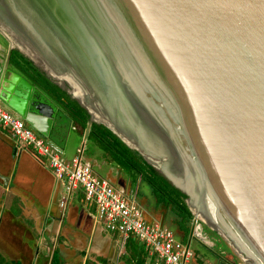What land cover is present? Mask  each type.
<instances>
[{"label": "water", "instance_id": "water-1", "mask_svg": "<svg viewBox=\"0 0 264 264\" xmlns=\"http://www.w3.org/2000/svg\"><path fill=\"white\" fill-rule=\"evenodd\" d=\"M0 31L186 198L187 249L204 222L264 264V0H0ZM12 65L0 101L45 136L63 103Z\"/></svg>", "mask_w": 264, "mask_h": 264}, {"label": "crops", "instance_id": "crops-1", "mask_svg": "<svg viewBox=\"0 0 264 264\" xmlns=\"http://www.w3.org/2000/svg\"><path fill=\"white\" fill-rule=\"evenodd\" d=\"M1 55L3 56L0 57V81H3L11 70L20 73L10 64L9 54L6 50H3ZM20 75L24 77L23 74ZM25 79L31 84L32 92L36 93L41 99H45V95L29 79ZM30 99H32V96H30ZM72 99L74 98L72 97ZM61 101L62 105L55 103L56 107L54 108L53 116L49 119V132L44 136L45 139L58 149L66 160H71L79 152L78 150L81 149L83 158L91 163L94 173L109 179L116 187L125 188L128 196L139 202L144 209L143 203L139 200V197L142 196L148 202V207L152 211L156 210L157 213L161 214L159 217L157 214L156 216L153 214L152 220L161 222L162 210L157 204V197L149 183L142 178V175L136 169L131 168L122 158H119L116 153L119 151L117 147V150H115L108 146L99 137L98 133L92 131V123L88 125V123L77 122V119L72 115L63 100ZM1 102L9 109L4 101L1 100ZM9 110L17 114L14 110ZM96 130L103 133L100 128ZM106 138L114 142L113 137L108 136ZM86 142H88L87 146ZM28 148L30 147L18 141L8 129L0 124V194L11 193L8 201L1 200V202H4V204L8 202L7 204L10 206L11 214L14 217H20L23 222L27 219L28 221L24 223L32 224L31 228H35L39 234L40 228L38 225L41 223L42 229L45 231L44 234L48 235L50 234L49 230H54L52 223L60 215V234H65L62 240L67 249H71L76 253L77 264H154V257L145 251L142 243L137 238L131 236L123 243L120 234L107 229L102 223L95 222L93 217L96 212L94 206L84 200L82 191L77 193V196L76 193L66 196V201L62 205L61 200L67 194L63 184L55 179L47 167L46 159L44 161L40 160V155L37 153L33 154L28 151ZM32 151L34 152L33 149ZM21 158V164L23 165L16 162L17 167L19 165L20 167L17 171L12 172V161ZM11 200L13 203H11ZM39 201H53L56 205L53 214L47 213L43 217L42 214L38 213L34 203ZM66 217L70 225L63 232L62 226ZM35 219L37 221L36 225L34 224ZM50 219L52 223L45 228L44 222L50 221ZM74 222H76L75 225L77 226L75 230L70 227ZM163 224L173 229L178 238L183 240L184 234L177 231L174 222L173 224ZM207 228L211 231L212 240L204 241L206 246L202 248L193 244L191 246L193 254L187 263L218 264V261L222 259L227 264H241L239 261H231L229 259L228 262L225 259V255H231L233 252L231 245L216 230L208 225ZM60 234L58 233V235ZM23 240L20 250H24L25 247L23 245L25 241ZM183 241L186 242V240ZM30 252H33V250L28 249L27 253ZM55 252L58 253V264H61V256L58 249L54 246L50 252L47 264H51ZM218 256L221 257L219 258ZM19 259L21 260V258ZM12 261L20 264L18 259Z\"/></svg>", "mask_w": 264, "mask_h": 264}, {"label": "built area", "instance_id": "built-area-1", "mask_svg": "<svg viewBox=\"0 0 264 264\" xmlns=\"http://www.w3.org/2000/svg\"><path fill=\"white\" fill-rule=\"evenodd\" d=\"M0 124L18 141L45 157L47 167L67 192L61 200L62 205L66 196L80 188L84 200L94 206L95 222L120 234L123 243L131 236L137 238L145 251L154 257V264H187L193 251L186 248L174 230L158 220L148 219L143 207L128 196L125 188L116 187L109 179L94 173L91 163L83 158L81 149L71 160L64 159L43 135L1 101Z\"/></svg>", "mask_w": 264, "mask_h": 264}, {"label": "rangeland", "instance_id": "rangeland-1", "mask_svg": "<svg viewBox=\"0 0 264 264\" xmlns=\"http://www.w3.org/2000/svg\"><path fill=\"white\" fill-rule=\"evenodd\" d=\"M86 142V146H87ZM31 148V147H30ZM28 148V151L32 152L33 154H36L35 152L32 151V148ZM8 159V158H7ZM39 159L44 161L45 157L44 156H39ZM9 160V159H8ZM11 160V158H10ZM21 159H15V161H12V172H15L19 169L21 164ZM46 161V160H45ZM19 162L20 165L17 167V163ZM28 164V163H27ZM1 165V164H0ZM26 170V169H25ZM33 174V173H32ZM35 175V174H33ZM80 188L76 189V196L77 193H80ZM11 197L10 192H6L4 194H0V254L2 257L5 259L4 263L6 264H17L13 262L12 260H19L20 264H47L50 252L54 247H56L59 251V255L61 256V264H77V255L76 253L71 250L67 249L65 247V243L63 242V238L65 234H60V215L59 218H57L54 223H52V220L50 221H45L44 222V227L46 228L47 225L50 223L53 224L54 230H49L50 234L46 235L44 234L45 231L42 229V224L39 223V228H40V234L37 232L35 228H31L32 224L24 223L28 221L27 219L21 220L20 217H14L11 214L10 206L2 201H8ZM4 199V200H3ZM139 200L143 203L146 217H148L150 220L153 219V214L158 217L161 215L157 213V211H152L151 208L148 207V202L142 197H139ZM11 203L13 201L11 200ZM157 204L159 208H161L162 212V223H172L174 222L175 227L177 228L178 222L177 220L179 219L178 215L174 211L171 205L161 203L157 201ZM35 207L37 208L38 213L42 214L43 217L46 216V214H53V211L55 209V204L53 201L49 202H35L34 203ZM13 206V205H12ZM152 206V205H151ZM34 224H37L36 219L34 220ZM24 223V224H23ZM43 223V222H42ZM72 224L70 227H73L74 230L77 229V226ZM69 222L67 217L65 218L63 222V232L67 226H69ZM36 227V226H35ZM44 228V229H45ZM68 228V227H67ZM177 231L178 228H177ZM24 235H23V234ZM58 233L60 235H58ZM182 233V232H180ZM56 234V235H55ZM58 235V236H57ZM24 238V240H23ZM22 240L25 241L23 245H25L24 250H20L19 248ZM70 243V242H69ZM38 246V247H37ZM64 246V247H63ZM23 247V246H22ZM35 248H37L35 250ZM28 249L33 250V252L27 253ZM41 249V250H40ZM26 251V252H25ZM57 253V252H56ZM58 254V253H57ZM233 254V252H232ZM21 258V260L19 259ZM233 258L235 261H239L241 264H247L246 261H242L239 255L233 254ZM189 264V262L187 263Z\"/></svg>", "mask_w": 264, "mask_h": 264}, {"label": "trees", "instance_id": "trees-1", "mask_svg": "<svg viewBox=\"0 0 264 264\" xmlns=\"http://www.w3.org/2000/svg\"><path fill=\"white\" fill-rule=\"evenodd\" d=\"M10 60L15 64H18L25 72L30 74L40 85L47 88L53 92L58 98L64 100V103L71 111L72 115L77 119L78 122L82 124H87L88 122V113L83 106H80L79 103L69 98L65 90L61 89L58 85L53 83L43 72H41L31 60L25 57L18 50H13L10 54ZM66 98V99H65ZM102 129L103 137L111 136L114 138V142L109 140V145H113L115 148H118L117 155L119 158H122L126 164L131 168L136 169L141 175L142 178L149 183L152 187L154 194L157 197V201L172 206L179 219L177 220L181 229L184 230L183 240H186L187 233L189 230V223L193 218V213L191 212L188 204L185 201V197L178 192L170 183H168L161 175H159L151 166L142 160L136 153H133L129 147L124 144L120 139L116 137L108 128L102 124L92 123V131L96 129ZM107 139V138H106ZM109 139V138H108ZM107 139V140H108ZM108 145V146H109ZM128 154V156H127ZM4 258L0 255V264L4 263ZM51 264H58L57 253L53 254Z\"/></svg>", "mask_w": 264, "mask_h": 264}, {"label": "flooded vegetation", "instance_id": "flooded-vegetation-1", "mask_svg": "<svg viewBox=\"0 0 264 264\" xmlns=\"http://www.w3.org/2000/svg\"><path fill=\"white\" fill-rule=\"evenodd\" d=\"M4 39V40H6V42L4 43H2L1 41V39ZM0 44H1V47H0V51L2 50V52H3V50H6L7 52H8V54H9V58H10V54H11V52L13 51V50H18L20 53H22L23 55H25L24 54V52H23V50L20 48V47H18L17 45H15V44H12L11 43V41L7 38V36L2 32V31H0ZM26 56V55H25ZM32 61V60H31ZM10 62V64L12 65L14 62L13 61H9ZM32 63L34 64V62L32 61ZM15 64V63H14ZM16 66H18L19 68H21L18 64H15ZM40 71H42V69L43 68H40L39 66H37L36 64H34ZM22 69V68H21ZM23 70V69H22ZM30 75V74H29ZM31 76V75H30ZM32 77V76H31ZM33 78V77H32ZM47 89V88H46ZM64 90V89H63ZM50 91V90H49ZM66 91V90H65ZM51 92V91H50ZM54 96H56L53 92H51ZM66 93H67V95L69 96V98H71L72 99V96L66 91ZM57 97V96H56ZM58 98V97H57ZM58 99H60V98H58ZM66 99V98H65ZM60 100H62V99H60ZM74 100H76V99H74ZM77 101V100H76ZM63 102H64V100H63ZM78 102V101H77ZM79 103V102H78ZM80 105V104H79ZM81 106V105H80ZM86 109V108H85ZM87 111V110H86ZM89 118V117H88ZM78 122V121H77ZM93 122H98V123H100V124H102L103 126H105L106 128H108L95 114L93 115V120H92V123ZM109 129V128H108ZM110 130V129H109ZM111 131V130H110ZM93 132H95V131H93ZM98 132V131H97ZM112 132V131H111ZM112 133H114V132H112ZM100 134V132H98V135ZM115 134V133H114ZM116 135V134H115ZM99 137L106 143V144H108L109 145V140H107L105 137H103V135L101 136V135H99ZM116 137L117 138H119L117 135H116ZM123 141V140H122ZM124 142V141H123ZM124 144H126L125 142H124ZM127 145V144H126ZM110 147H112V148H114L115 150H117V148H115L113 145L111 146V145H109ZM128 146V145H127ZM129 147V146H128ZM129 149H131L130 147H129ZM132 150V149H131ZM132 152L133 153H135L133 150H132ZM184 199H186V198H184ZM190 227H191V221H190V223H189V229H190ZM177 228H178V230H179V232H182L181 234H184V230L183 229H181L180 228V226H179V224H178V226H177ZM188 233H189V230H188ZM188 233H187V236H188ZM194 234H195V236L197 237V240H193L192 241V244H196V245H198L200 248H202L203 246H206V244H205V242L204 241H208V240H212L211 239V237H212V235H211V231L207 228V224H205L204 222H202V223H197V224H195V226H194ZM187 239V238H186ZM204 244V245H202V243ZM233 254H235V253H233ZM233 254H228V255H225L226 256V258L225 259H227V261L230 259L231 261H235V259L233 258ZM229 262V261H228Z\"/></svg>", "mask_w": 264, "mask_h": 264}]
</instances>
